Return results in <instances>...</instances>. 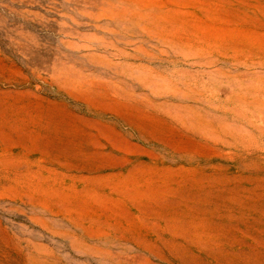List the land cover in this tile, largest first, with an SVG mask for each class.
<instances>
[{"label":"rangeland","instance_id":"obj_1","mask_svg":"<svg viewBox=\"0 0 264 264\" xmlns=\"http://www.w3.org/2000/svg\"><path fill=\"white\" fill-rule=\"evenodd\" d=\"M0 264H264V0H0Z\"/></svg>","mask_w":264,"mask_h":264}]
</instances>
